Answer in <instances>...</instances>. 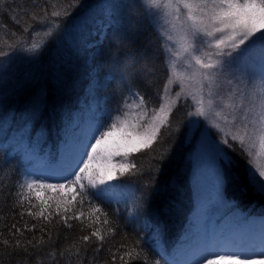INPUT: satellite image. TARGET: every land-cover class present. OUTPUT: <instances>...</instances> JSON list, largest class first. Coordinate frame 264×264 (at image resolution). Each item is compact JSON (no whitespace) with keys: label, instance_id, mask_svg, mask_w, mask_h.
I'll use <instances>...</instances> for the list:
<instances>
[{"label":"trees","instance_id":"16d2710c","mask_svg":"<svg viewBox=\"0 0 264 264\" xmlns=\"http://www.w3.org/2000/svg\"><path fill=\"white\" fill-rule=\"evenodd\" d=\"M54 2L56 8L49 7V12L59 10L63 14L67 9L69 15L50 18V22L28 33H24L23 28L28 26L30 18L21 9L27 7L30 12L42 14L44 0H36L39 5L36 8L31 7L32 0L0 3V51L7 53L0 57V216L3 217L0 239L14 244L16 239L26 243L34 236L37 239L43 236L46 241L49 234L52 237V242L31 256L23 252L10 256L11 249L0 244L3 264H37L38 260L41 264H66L69 246L77 244L80 236L93 230L87 228L82 232V225L76 220L69 221L73 225L71 229L55 225L60 217L53 216V224L41 232L42 218L37 220L27 214L28 208L39 211L40 201L28 193L29 200H25L23 206L25 214L20 218L21 209L12 207L16 199L12 195L17 191L15 185L22 179L27 164L20 142L27 141L41 153L53 155L57 148L55 141L64 134V124L70 121L73 110L88 89L103 103L111 118L126 103L129 89L145 96L149 101L146 107L156 109L169 81L162 37L141 0H79L75 8L70 5L76 0ZM15 39L22 42L20 48L10 47L15 46ZM34 44L38 45L36 49H32ZM189 112L188 101L174 105L168 124L161 127L159 139L153 146L131 155L130 163L136 164L145 175L118 176V184L135 195L131 209L116 200H94L108 213L116 234L106 241L95 259L94 250L99 242L93 238L83 264H112L111 252L120 244L138 245V250L142 249L139 260L130 264H145V257L147 264H168L166 252L176 243L193 209L189 144L186 143ZM32 122L37 124L36 129L28 126ZM8 126L12 128L7 129ZM236 171L237 180L233 174L226 173V196L234 200L247 217L262 220L264 195L255 192L246 181L244 164L236 167ZM46 200L53 205L49 211L54 212V199ZM74 205L67 214L83 212L84 223H89L88 202L85 201L83 207L78 202ZM25 222L29 227L35 224L36 228L25 231L23 236L9 234L13 223L23 228ZM61 250H65L63 258L59 256ZM125 250L121 249V253ZM52 252L57 254L55 260L49 255ZM72 264H81L80 258L73 256ZM116 264H121L119 256Z\"/></svg>","mask_w":264,"mask_h":264},{"label":"snow or ice","instance_id":"6c2138e0","mask_svg":"<svg viewBox=\"0 0 264 264\" xmlns=\"http://www.w3.org/2000/svg\"><path fill=\"white\" fill-rule=\"evenodd\" d=\"M3 2L4 0H0V3ZM78 3L79 0H76V3L70 7L75 8ZM44 4L42 14L30 12L27 7L21 9L24 15L30 18L28 26L23 28L24 33L45 22H50V18L69 15L67 9L63 14L59 10L49 12V7L56 8L54 0H44ZM144 4L149 15H159L165 18V22L179 21L181 15H184L185 39L189 41L184 51L190 57L188 67L193 69L191 78L200 85L201 93L205 88L207 89V99L204 95H200L199 99L193 96L198 105L194 114L207 118L209 113L215 110L214 115L219 118L224 109L231 110L229 113L232 117L231 121L228 120V115L224 116V121L237 125L235 134L224 132L218 123L212 125L224 133L220 141L224 147H219V151L224 152L225 147L235 150L230 140L238 143L242 153L249 158L250 182L264 193V166L255 162L264 154V0H144ZM31 7H39L36 0H32ZM169 17L170 21L166 19ZM13 19L19 24L18 20L14 17ZM37 47L38 45H32V49ZM5 55L7 53L0 51V57ZM256 74L260 77L258 80L249 78ZM228 76L232 79H227ZM222 80L229 86L226 95L221 92ZM165 91H167V85H165ZM129 92L139 101L133 106L142 107L149 103L140 92L132 89H129ZM179 96L180 93H177V98ZM175 103L176 101L173 100L171 103L161 104L148 124L130 122L127 119V112L124 113V119L117 117L107 126L102 120L98 121L90 127L87 135L76 146L73 163H62L59 166L47 164L41 172H29L17 181L15 185L17 191L12 194L16 197L12 207L21 209L19 213L21 219L25 214L24 202L29 200L27 193L40 189L69 190L67 194L55 198L54 212L49 211L53 207L52 203L39 196H37L40 200L39 211L27 209L28 216L37 220L42 218L41 232H44L47 225L53 224V216L60 217L55 221V225L62 224L65 228L71 229L73 225L69 221L76 220L82 225L80 229L82 232L87 228L93 229L90 234L80 236L77 244L69 246L66 250L68 252L66 264H72L73 256L80 258L83 264V258L93 238L99 242L94 250L93 258L95 259L106 241L116 234L108 213L103 212L94 200L111 202L112 189L116 187L111 182L116 180L117 174L114 168L97 171L93 166L96 156L103 152L109 159L116 155L127 157L132 153L151 148L159 139L161 127L168 124V113L172 111ZM124 106L128 107L126 103ZM188 115L191 116L193 113L189 112ZM117 134L122 136L125 143L121 145L113 142L109 145V138ZM257 142L261 151L254 156L253 149L256 148ZM125 174L136 176L146 173L142 172L136 164L130 163L120 166L119 175ZM53 179L63 183L47 182ZM85 180L87 184L84 183ZM68 195H71V199ZM85 201L90 205L87 217L90 222L87 224L84 223L83 212H77L75 215L67 214L75 206L74 202H78L83 207ZM0 219L3 217L0 216ZM35 228V224L29 227L27 222L23 228L13 223L8 231L10 235L23 236L25 231L31 232ZM2 235L3 233H0V236ZM58 238L59 234H57ZM49 242H52L50 234L47 241L43 236L39 239L34 236L26 243L16 239L14 244L8 239H0V244L11 249L8 253L10 256L19 255L21 252L31 256ZM256 246L259 247V251L252 250ZM121 249L126 250L121 253ZM141 251L142 249L138 250V245L120 244L114 252H111L112 264H116L117 256L121 264H130L131 261L139 260ZM49 255L55 260L57 254L52 252ZM64 255L65 250H61L59 256L63 258ZM249 256L264 257V238L253 237L248 242V246L229 245L223 242L196 246L195 259L191 264H249L247 260L242 259ZM0 264H3L2 260ZM37 264L41 262L38 260ZM145 264H147V257H145Z\"/></svg>","mask_w":264,"mask_h":264},{"label":"rangeland","instance_id":"374dc122","mask_svg":"<svg viewBox=\"0 0 264 264\" xmlns=\"http://www.w3.org/2000/svg\"><path fill=\"white\" fill-rule=\"evenodd\" d=\"M141 1L144 4V0ZM99 7L97 9H99ZM104 8L107 9V5ZM150 18L153 25H155L158 30L159 35L162 37L170 71L167 91H164L160 105L163 103H171V101L175 100L176 106L179 102L188 101L190 112L193 113L191 116L188 115L189 117L187 119L188 133L186 143L189 144V153L191 155L190 187L192 188L194 197V206L187 218V222L181 229V234L177 238L172 249L169 250L167 256V261H169L168 264H191L195 259L196 246L216 242H223L229 245L248 246V242H250L253 237L257 239L264 238V217L262 220L253 216L247 217V214L242 209L235 206L233 200L225 196V180L223 174L225 168L220 160V153H226L225 157L230 161L229 163H233L235 171L234 179L237 180L238 176L236 167L239 165L243 166L244 164L246 181L252 185L255 192L263 195L264 193L259 191L258 187L250 182L248 175V168L250 167L248 163L249 158L242 153L238 143L231 141L229 136V140L233 144L235 150L225 147L224 152L219 151V147H224L220 144L224 133L220 132L219 129L212 125L218 123L220 127L224 129V132L235 134L237 125L225 123L224 121L225 115H228V120L231 121L232 117L229 114L231 110L224 109L219 118L215 117V110H213V113H209L207 118L194 114L198 105L193 99V96L199 99L200 95H204L205 99H207V89L205 88L203 93H201L199 90L200 85L191 78L193 69L188 67L190 57L184 51L189 43V41L185 39L186 25L183 23L185 19L184 15L182 14L180 20L175 22H165V18L159 15H150ZM166 19L168 21L171 20L170 17ZM169 37H171V39H169ZM249 78L258 80L260 77L256 74L255 76H249ZM227 79H232V77L228 76ZM90 82L93 83L92 81ZM221 83L223 85L221 92L226 95L229 86L224 83L223 80ZM177 93H180L179 98H177ZM125 102L128 107H125L124 104L123 107L118 109L117 112H115L116 114L111 115L112 117L110 118L103 103L95 97V93H93L91 89H88L87 95L83 96L78 102L77 108L74 109L71 114L70 121L65 125L63 134L64 141L56 148L53 155L41 153L39 148H36L27 141L20 142V149L24 155L25 161H27L22 178L29 172H41L47 164L59 166L62 163H73L76 146L87 135L90 127L98 121L102 120L104 125L107 126L117 117L124 119V113L127 112V119L130 122L148 124L155 114V110L160 108V106L156 109L146 106L135 107L133 105L138 104L139 101L133 96H129ZM170 113L171 112L168 113V116ZM141 117H143V119H141ZM113 142L121 145L125 143L120 134H117L113 138H109V145ZM259 151L261 150L257 142L256 148L253 149V155L255 156ZM238 152L241 157H239V159ZM132 154L127 157L116 155L109 159L105 153L101 152L93 161V166L97 171L115 169L117 174L116 180L111 183L115 184L116 187L112 189L113 196L111 200L132 204L129 192L120 187L117 182L120 166L130 164ZM236 160L238 161L236 162ZM255 162L264 166V154L256 159ZM47 182L63 183V181L54 179L48 180ZM84 183L87 184V180H85ZM68 192V189H40L28 194H32V197L36 199L37 196L44 199H54L55 202V198L67 194ZM68 198L71 199V195H68ZM37 200L40 201L39 199ZM252 250L259 251V247L256 246ZM242 259L247 260L249 264H264V257L249 256L242 257Z\"/></svg>","mask_w":264,"mask_h":264},{"label":"bare ground","instance_id":"6f19581e","mask_svg":"<svg viewBox=\"0 0 264 264\" xmlns=\"http://www.w3.org/2000/svg\"><path fill=\"white\" fill-rule=\"evenodd\" d=\"M15 24V23H14ZM15 42H16V44H15V48L14 49H16L17 47H19L20 48V43H22L21 41H18L17 39H15L14 40ZM72 111V110H71ZM70 111V112H71ZM21 113H22V111H20L19 112V115H21ZM20 117L21 116H19V118H18V120L17 121H19V119H20ZM23 119H24V117H23ZM29 127L31 126H33L32 128H34V129H36L37 128V124L35 123V122H32V123H30L29 125H28ZM64 126H65V124H64ZM63 126V127H64ZM12 128V126H8L7 127V129H11ZM61 130H63V129H61ZM63 131H65V127H64V130ZM60 132V131H59ZM62 134L59 136V140H57V141H55V146L56 147H58L61 143H63V141H64V137L62 138ZM56 137V136H55ZM55 137H53V140H55L56 138ZM11 168V167H10ZM10 168H7V169H9L10 170ZM185 179H186V176H185ZM164 212V211H163Z\"/></svg>","mask_w":264,"mask_h":264},{"label":"water","instance_id":"95a60500","mask_svg":"<svg viewBox=\"0 0 264 264\" xmlns=\"http://www.w3.org/2000/svg\"><path fill=\"white\" fill-rule=\"evenodd\" d=\"M223 161H224L225 163H227L226 159H224V158H223Z\"/></svg>","mask_w":264,"mask_h":264}]
</instances>
